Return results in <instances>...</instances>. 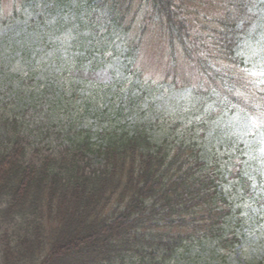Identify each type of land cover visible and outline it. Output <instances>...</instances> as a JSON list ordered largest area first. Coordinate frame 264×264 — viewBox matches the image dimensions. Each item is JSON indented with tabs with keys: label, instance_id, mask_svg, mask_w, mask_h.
Instances as JSON below:
<instances>
[{
	"label": "trees",
	"instance_id": "16d2710c",
	"mask_svg": "<svg viewBox=\"0 0 264 264\" xmlns=\"http://www.w3.org/2000/svg\"><path fill=\"white\" fill-rule=\"evenodd\" d=\"M30 1L46 12L54 10L56 17L47 23L43 14L40 22L27 20L19 38L20 55L9 48L13 61L22 57L29 70L19 75L0 70V84L13 90L0 103V264H222L234 246L240 244L242 249L240 236L231 228L240 223L238 212L232 213L229 191L218 173L209 170L212 161L207 154L212 155V150L206 153L192 135H174L167 126L153 130L158 117L120 123L127 113L120 105L113 109L110 99L108 118L112 114L117 122L100 123L94 129L78 126L82 121L91 124L88 119L102 113L94 95L102 89L106 100L105 94L113 89V83L89 82L90 87H85L88 79H73L83 69L91 73L97 68L104 46H99L97 55L87 50L88 57L94 56L88 64L82 63L88 58L83 47L78 48L82 54L71 56L52 52L46 63L53 65L48 68L43 61L39 64V51L33 57L31 51L38 41L43 44L38 34L63 40L61 25L69 24L72 17L67 21L61 17H67L73 1V8L84 7L85 17H102L105 12L107 29L114 28L124 37L125 55L133 58L134 65L143 53L145 29L152 24L163 43L159 54L168 77L178 70L175 34L192 78L185 85L194 94L212 95L218 102L227 96L240 110L247 99L259 103V110L242 112L253 127L264 131V84H257L235 53L250 26L247 9L253 0H229L217 19L197 15L194 20L200 26L208 20L220 25L221 32L208 36L193 33L188 17L195 6L192 0ZM147 9L148 17H143L139 12ZM192 14H197L196 9ZM129 16L139 17L133 36L129 27L118 28ZM60 59L72 63L63 66ZM56 66L61 69L48 76ZM133 73L140 78L142 69H130ZM115 87L118 92L122 89L120 83ZM176 87H183V82L176 79ZM131 88L120 92V97L134 96ZM35 114L40 115L38 121ZM237 179L240 184L245 181L242 176ZM193 252L200 253L197 259L202 257L203 263L191 261L196 257ZM242 264L251 263L244 259Z\"/></svg>",
	"mask_w": 264,
	"mask_h": 264
},
{
	"label": "rangeland",
	"instance_id": "374dc122",
	"mask_svg": "<svg viewBox=\"0 0 264 264\" xmlns=\"http://www.w3.org/2000/svg\"><path fill=\"white\" fill-rule=\"evenodd\" d=\"M192 1L195 4L193 10L196 9L197 11L196 15L192 14L193 10L188 15L192 19L193 33L208 36L212 32H221L218 23L214 24L208 20L204 26H200L194 19L200 14H203L204 18L206 16H211L214 19L219 18L230 3L229 0ZM72 5L75 6V3H70L71 8L65 12L67 17H61L63 21H67L68 18L72 17L69 24L61 25L64 28L60 30L59 34L64 36L63 40H56L52 37L53 35L51 36L48 33L44 36L38 34L37 36L40 39H44L43 44L37 42L40 46L38 44L34 47V50L31 51V57L34 56L35 50L39 51V64L40 61H43L46 68H48L53 65L50 63V66H48L46 63L52 52L60 51L63 56H71L77 53L82 54L83 51L78 50V48L83 47L85 57H88L90 55L88 49L94 50L92 55H97L96 51L99 46H104V57L96 60L98 64L94 65V67L97 65V68L91 73L87 71V68L83 69L79 72L80 76L77 75L73 79L78 82L81 78L88 79L85 87H90L89 82L96 84L109 82L113 83V89L110 88V92L105 94L106 100L101 95L102 89L94 95V100L99 101L98 110L104 114L99 113L94 118L89 119L85 117L83 120L88 119L91 124H83L82 121L78 126L90 125L91 129H94L100 123L106 124L110 121L113 124V122H117L119 118L112 117V114L108 118V114L112 112V110H109L111 108H108V100L110 99L114 105L113 109L120 105L124 108V113H127L125 117H122L120 123L127 122V124H131L134 118L152 121L158 117L159 121L152 127L153 130L157 131L167 126V129L176 132L174 135H180V133L192 135V140H196L195 142L203 148V151L208 153L212 150V155L207 154L212 161L209 170L213 169L218 173V179L225 190L229 191L227 200L233 205L231 206L232 213L235 210L238 212L240 223L232 224L233 227L231 228L240 236L244 247L241 249L240 244L234 246L233 253L228 252V255L225 256L226 261L222 264H242L244 259L250 261L251 264L262 259V264H264V131H261L258 126L255 128L256 125L253 127L247 119H244L248 117L242 112V110L257 111L261 108L260 104L247 99L246 102L242 103L243 107L240 110V107L236 108L229 102L227 96L218 102L217 98L212 95L204 97L200 94H194L190 86L185 85L187 82H191L192 78L190 72L187 73L189 69H187L186 62L182 57V44L175 34L173 36L174 48L179 57L178 70H175L174 78L168 77L165 60L159 54L162 51L163 43L160 44L161 40L157 34H154L158 30L152 24H149L145 29L144 36L146 38L143 44V53L134 65L132 63L133 58L125 55L127 49L124 48V44H127L124 43V37L117 33L114 28L107 29L108 23L105 21V12L102 17L98 15H95L94 18H91L92 15L85 17L83 6L73 8ZM248 7V13L255 15V17L243 39L236 45L235 53L242 59L243 65L248 71L247 73L257 84H264V0H254ZM143 10L139 13L145 14L143 17H148L147 11L149 10ZM53 11L46 12L40 4L30 0H0L1 71L7 75L11 73L19 75L29 70L30 67L22 63V57L19 56L13 61V54H8V50L10 47H14L13 51L20 55L22 44L19 38L21 30L27 24L26 21L31 20L33 22V19H37L40 22L38 20L39 16L43 14L47 23V21L55 19L56 14H53ZM204 18H201V20ZM138 20L139 17L133 19L129 16V18L121 21L118 28L122 26L129 27L132 32L129 35L133 36L138 26ZM91 21H94V25L90 23ZM54 31H57V29H53ZM35 38L30 41L34 42ZM30 41L24 43L27 44ZM92 57L94 56L88 57L82 63L88 64L93 59ZM37 63V61H34L35 66L38 65ZM71 63V59H66V61L60 59L58 64L66 66ZM118 65L123 67L124 70H119ZM61 66H56L53 73L48 71V76L57 73ZM135 67L142 69L140 78L135 73L131 77L133 74H130V69L134 70ZM38 70L41 71L42 68L38 67ZM176 79L183 82V87H176ZM61 81L62 79H59V82ZM13 83L16 84V82ZM118 83H120L119 88L122 87L120 92L126 93L132 87L131 95L134 94V96L125 99L120 97V92L114 90ZM6 87L5 83L0 84V103L8 100L13 95V93H10L13 90L8 91ZM113 90L115 91L114 98H111L110 94ZM80 91L84 94L88 92L83 89H80ZM216 101L219 105L215 103ZM92 106L95 107V105ZM34 118L35 121H38L40 115L35 114ZM238 176L245 179L242 184L238 182ZM234 219L235 216L232 221ZM195 255V259L191 260L193 263L200 253H195ZM183 256L187 255L184 254ZM203 261L202 257L197 259L198 263H203ZM214 262L212 260V263Z\"/></svg>",
	"mask_w": 264,
	"mask_h": 264
}]
</instances>
